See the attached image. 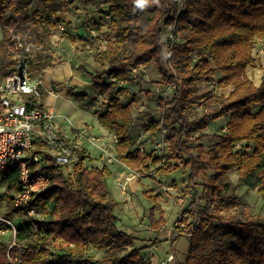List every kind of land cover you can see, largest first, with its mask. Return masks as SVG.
Instances as JSON below:
<instances>
[{"label":"trees","instance_id":"1","mask_svg":"<svg viewBox=\"0 0 264 264\" xmlns=\"http://www.w3.org/2000/svg\"><path fill=\"white\" fill-rule=\"evenodd\" d=\"M106 4L110 20L105 44L94 56L101 70L75 69L89 77L107 104L104 112L94 115L116 136V158L132 172L154 167L159 176L189 168L187 188L192 191L198 168L204 169L207 202L198 206L194 192L193 207L180 213L183 221L190 220L183 264H264V214H253L241 198L222 194L234 187L228 173L235 170L239 185L264 199V74L256 87L246 73L254 63V42H264V0H145L142 7L136 0H106ZM66 7L68 0H0V82L14 73L20 60L31 74H41L53 60V36L83 46L94 42L59 31V13ZM164 29L172 31L168 41ZM27 45L32 46L31 52L25 51ZM151 64L161 83L174 89L169 101H159L161 126L151 118L146 127L152 133L164 131L163 157L158 151L141 153L129 130L134 121L131 104L121 99L127 95L122 84L134 81L131 69ZM215 71L223 75L217 82ZM203 81L217 89L232 86L233 91L227 97L214 90L199 94ZM138 86L140 90V82ZM75 98L84 100L86 95ZM222 118H226L225 131L213 147L192 145L207 136L209 124ZM242 142L253 143L254 151L241 153L236 148ZM76 150L78 161L70 164L69 173H65L69 165L43 153L42 172L49 182L44 190L32 193L29 208L51 219L34 218L16 225L15 235L1 222L0 232H9L7 239L14 244L10 246L0 234V264H11L13 259L18 264H153L142 259L143 250L134 247V237L116 226L120 203L108 189L110 169H87L85 149ZM39 152L35 145L27 158L31 169L32 155ZM0 183L5 198L13 193L12 205L19 191L17 169L1 171ZM142 194L152 205L149 226L157 231L164 223L160 197L144 188ZM17 214L12 209L6 218ZM178 224L171 230L177 231ZM92 251L101 256L96 258ZM170 255L173 259L167 261ZM175 258L172 252L161 263H173Z\"/></svg>","mask_w":264,"mask_h":264},{"label":"rangeland","instance_id":"2","mask_svg":"<svg viewBox=\"0 0 264 264\" xmlns=\"http://www.w3.org/2000/svg\"><path fill=\"white\" fill-rule=\"evenodd\" d=\"M106 11H107L106 0H88V2H86L85 0H68V7L64 8V10L61 13H59V18H60L59 22L60 24L61 23L63 24L65 30L68 31L67 33H72L74 37H79L81 39H84L86 42L94 41L91 45H85V46H83L82 44L71 43L73 46H76V50L78 51L76 53V56L73 57V60L77 58V60L74 61L75 67L76 65L77 67L83 66L87 71L90 72L101 70V67H99L95 63L94 56L96 51L102 49L105 44L107 25H108V21L110 20V16L109 14H107ZM74 27L77 28V31L74 29ZM96 27L99 28V30H97ZM168 32H169L168 29H164L163 31L164 37L167 36ZM56 37L61 38L60 35H56L52 37L51 41H55ZM53 47H54L52 54L54 57L53 60L56 61V58H58V56H55L54 52L59 53L60 47L59 45L55 46L54 44ZM163 48H164L165 62H167V54H168L167 47L164 46ZM263 52H264V42L256 40L254 42V48L252 53V57L254 58V63L249 66L247 71V76L253 82L255 81V76L252 73H254L255 70H258L260 71L261 74L262 73L264 74V68H259L260 67L259 64L262 63L261 57ZM250 68H252L253 71H250ZM143 74H146V72ZM85 76L87 77L88 80H90L87 75ZM140 82H141V89L138 90L137 94L135 95L131 94L128 92L127 89V95H125L121 99H122V103L131 104L133 117L136 118L139 117V120L140 118L142 120V117L143 118L148 117V120L146 119L145 122H149V119L151 118L154 119V117L157 118L161 117L159 101L160 100H163L164 102L169 101L172 97L174 89L171 86L163 85L161 82H159V80L157 81L154 75H152V77L148 75L145 78V81L141 80ZM142 82L144 83V85L142 84ZM202 83L207 84V82L205 81H203ZM206 86L208 88H211L212 91L214 90V92H216L217 90V88L211 87L212 85L207 84ZM90 89H93V85H91V83H90V87L84 88V93H87ZM200 89L202 90L203 88L201 87ZM17 97L19 98V96ZM75 97L76 95H72V99H76ZM93 97H94V102H93L94 107L90 108V110L97 111L99 113L104 112L107 107L105 100L100 98L96 92L95 94H93ZM138 100L140 101L139 103ZM57 105L60 106L59 103ZM142 107L144 108L143 110ZM141 110L142 112H140ZM66 113L70 114V117H88V116L92 117V115L89 112L72 111L71 107L68 108ZM202 113L203 110H199L198 115H201ZM219 121L223 123L224 120L222 118ZM137 126L138 124L134 125L135 131L133 132L136 133L138 132ZM143 127H145V124L143 125ZM142 129L143 128L141 126L140 131ZM220 129H222V127ZM133 132L132 135H134L133 138L137 146L138 140L136 139L137 137H135V134ZM111 136L112 135L109 132L107 133L105 132L103 137L109 138ZM107 141L109 140L107 139ZM99 142L104 143L106 141L99 140ZM144 142L147 143L146 141L143 140L140 141L142 147H144L143 145ZM67 143L71 145V143L69 142ZM72 146L73 147L75 146V148L76 147L84 148L81 145L77 146L73 144ZM85 151L87 158L84 161V166L87 169H91L96 165L98 167H102L100 165H104V163L107 162V159L106 160L104 159L102 161L99 160L98 157L99 153H96L88 149H85ZM192 153L194 156L196 155L195 150H193ZM108 154L111 155L112 157L111 158L112 162L109 165L110 166L117 165L118 167L122 168L124 171V174L120 173V175L116 176L113 179H109L108 181L109 191L115 197V199L118 200L120 203L119 209L116 212L118 217L116 226L120 230L134 237L135 239L134 247L143 250L141 252V255L144 261L146 262L151 261L153 264H162L161 260L165 258L167 254H172V252H174V254H176V258L174 262L170 264H183L184 256L188 248V240H187L188 234H186L187 233L186 225L190 223V220H187L188 219L187 218L183 221L182 220L183 214L181 215L180 213L185 211L186 213H189V210L193 207L194 192L196 193V204L198 206L202 207L205 204V202H207V199L204 198V192H203V185L205 181L203 179L202 170L204 169L200 167L198 168L200 170V173L198 177L194 179L195 188L192 191L187 188L188 175L190 171L189 168L181 167L179 170L173 172L172 174L165 176L156 175L154 173L155 170L154 167H151L150 170L148 171L142 170L137 172L135 171L132 173L130 172V170L128 171V169H125L124 168L125 166L122 165L117 158H115L116 153L111 148H109L107 152V156ZM70 171H71V165H69L66 168L65 173H69ZM206 172L211 173L209 170H206ZM134 173L140 175L136 177L135 175H133ZM228 175L234 187L229 191L223 192L222 194L228 196L234 195L236 197L241 198L244 204L252 207L253 214L263 215L264 199L261 198L256 191H250L245 186H240L238 182V175L235 170L230 171ZM143 188L152 191L153 193L159 195L160 197L159 203L161 204V207L164 211V223L163 225L160 226V228L157 231L151 230L152 227L149 226L148 216H149V209L151 208L152 205L143 196L142 194ZM4 192H5V188L0 183V223L3 222L2 221L3 219H7L6 218L7 214H9L13 209L10 203V199L12 197L11 195L13 193L10 195L9 198H5L3 196ZM186 215H184V217ZM155 216L158 218L157 214ZM179 217L181 219H178ZM37 218L42 219L43 221L46 222L51 219V216L42 217V215L39 214ZM8 220L13 221V223H15V226L19 224L23 225L24 223H26V220L23 217H21V215L18 214L12 216L11 219ZM176 222L179 224L177 226V231H175L176 232L175 233L174 230H171V228ZM181 223L183 225H181ZM159 231L161 232L171 231L170 240L171 239L172 240L171 241L169 240V242L166 240H154L153 238L156 236V233H159ZM179 233L180 234L182 233L183 236L182 235L181 237L180 235L174 236L175 234H179ZM8 235L9 232H6L4 234V238H6V242H9L10 246H12L14 244L13 243L14 240L12 238L8 240L7 239ZM176 237H180V238H177L175 240ZM148 242H150L151 244L146 246ZM163 242H168V243L165 245H161ZM91 254L94 255L96 258H99L101 256L100 252L92 251ZM10 263L18 264L17 261L14 259L11 260Z\"/></svg>","mask_w":264,"mask_h":264},{"label":"built area","instance_id":"3","mask_svg":"<svg viewBox=\"0 0 264 264\" xmlns=\"http://www.w3.org/2000/svg\"><path fill=\"white\" fill-rule=\"evenodd\" d=\"M58 29L62 32L65 31L62 23L58 24ZM172 36V31L169 30L165 41L171 39ZM25 51L31 52L32 46L27 45ZM54 53L58 59H61L59 53ZM143 72L142 67L133 68L129 75L131 79L136 80ZM43 98L41 74H31L24 60L17 63L14 73L0 82V172L17 169L19 191L14 194L12 207L18 211V215L29 222L39 216L38 212L29 208L31 195L44 190L49 182L42 172L43 153L49 152L56 161L66 165L77 162L79 157L77 147L75 148V146L73 147L61 139L58 126L53 121L54 113L50 109H45L42 104ZM73 128L75 138L86 139L102 151L105 160L107 159L106 163L112 162V157L109 154L107 156V152L109 148L115 152L117 138L114 134L110 133L112 136L109 138L103 137L104 134H94L90 124ZM99 140L106 142L100 143ZM35 145L39 146L40 152L32 155L34 165L31 169L28 166L27 158L31 155ZM137 146L141 153L145 151L139 140ZM166 147L165 139H161L157 144V150L161 157H163ZM133 175L137 177L140 174L134 173ZM2 221L15 235V223L8 219ZM1 233L4 234V231ZM172 259L173 256L170 255L167 261Z\"/></svg>","mask_w":264,"mask_h":264},{"label":"crops","instance_id":"4","mask_svg":"<svg viewBox=\"0 0 264 264\" xmlns=\"http://www.w3.org/2000/svg\"><path fill=\"white\" fill-rule=\"evenodd\" d=\"M74 29L77 31V28L74 27ZM70 35H72V33H70ZM52 43L55 46L59 45L60 52H61V53L59 52V54L61 55V59L56 58V61L53 60L51 65L48 66L45 70H43V72L41 73L42 89L44 91V98L42 100V104L44 105L45 109H50L54 113L55 117L53 121L58 126L59 134L63 142H66V143L69 142L71 143V145L73 144L77 146L81 145L85 149L99 153L98 154L99 160L102 161L105 159L104 155L102 154V151L96 148L95 146H93L86 139L81 140V139L75 138L74 131H73L74 129L73 127H81L83 125L90 124L93 127L92 133L97 134V135L105 134V132L107 133V131L100 126L97 120V117L93 114L96 111L90 110V108L94 107L93 106V102H94L93 94H95L96 91L93 88V89H90L87 93H84V88L90 87L91 82L90 80L87 79L85 75H82L81 73L77 72L75 69L77 68V65L76 67L74 66V61L77 60V58L73 60V57L76 56V53L78 52L76 50V46H73L70 42L62 38H57V37L55 41H52ZM261 58H262V63L259 64L260 65L259 68H264V52L262 53ZM210 67L212 69L215 68V66L212 63H210ZM248 68L246 70V73L248 71ZM143 71H144L143 73L146 72V74L142 75L140 81L141 80L145 81V78L148 75L151 77L152 75H154L155 79L161 82L160 77L157 74L154 65L151 64L147 67H144ZM250 71H253V69L250 68ZM252 74H254L255 76V81L254 82L252 81V82L256 87H258L261 83V78H262L263 73L261 74L260 71L255 70L254 73ZM222 78H223V75L215 71L214 76H213L214 81L217 82ZM140 81H131L130 83L123 84L122 87H126L129 93L135 95L137 94L139 90L138 82ZM142 84L144 85L143 82ZM206 85L207 84L205 83H201L198 86L199 94L211 91V88H208ZM201 87L203 88L202 90L200 89ZM231 91H233V87L229 86L225 89H217L216 92L214 93H216L217 95H223L224 97H227ZM81 94L86 95V98L84 100L72 99V95L77 96ZM138 97H139V94H138ZM139 102L140 101L138 100V103ZM58 103L60 104V106L57 105ZM69 107H71L72 111L89 112L92 115V117H89V116L88 117H70V114L66 113ZM143 109L144 108L142 107V110ZM142 110L140 112H142ZM146 119L148 120V117L146 118L142 117V120L141 118L139 120V117L137 118L134 117V121L131 124L130 129H129L131 136L134 137V135H132V132L135 131L134 125L138 124L137 126L138 132L137 133L133 132L135 134V137H137L136 139L147 142V143L145 142L143 143L146 151H158L157 144L159 143L161 139H164L163 138L164 136L162 134V131H158L157 133L146 131V127L149 123V122H145ZM154 119L157 120V126L158 127L161 126L160 117L159 118L154 117ZM223 120H224L223 123H221V121L218 120L220 125L217 124L218 122L209 124L208 128L205 131L207 136L204 139H201L200 141L193 143L192 145L195 146V145L201 144L204 146L206 150L213 147V145L220 140L219 138L220 134H222L225 131L224 124L226 123V118H224ZM144 124H145V127H143ZM141 126L143 129L140 131ZM221 127L222 129H220ZM238 149H240L241 153L251 154L254 151V145L253 143L242 142L240 143ZM100 166L102 167L107 166L112 172V176L107 179V184H108L109 179L115 178L116 176L120 175V173L124 174L123 169L118 167L117 165L110 166L108 163H104V165H100ZM95 167H98V166L96 165ZM124 168L127 169L126 167ZM170 234H171V231H167V232L159 231V233H156V236L153 239L154 240H166L169 242ZM168 242H163L162 245H165Z\"/></svg>","mask_w":264,"mask_h":264},{"label":"clouds","instance_id":"5","mask_svg":"<svg viewBox=\"0 0 264 264\" xmlns=\"http://www.w3.org/2000/svg\"><path fill=\"white\" fill-rule=\"evenodd\" d=\"M145 0H136L137 6L142 7Z\"/></svg>","mask_w":264,"mask_h":264}]
</instances>
